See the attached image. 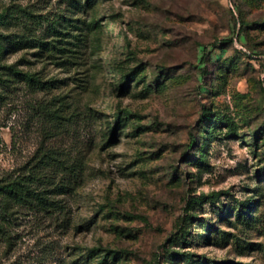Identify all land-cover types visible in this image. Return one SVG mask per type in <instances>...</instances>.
Instances as JSON below:
<instances>
[{
  "label": "rangeland",
  "instance_id": "obj_1",
  "mask_svg": "<svg viewBox=\"0 0 264 264\" xmlns=\"http://www.w3.org/2000/svg\"><path fill=\"white\" fill-rule=\"evenodd\" d=\"M12 182L0 264H264V0H0Z\"/></svg>",
  "mask_w": 264,
  "mask_h": 264
},
{
  "label": "trees",
  "instance_id": "obj_2",
  "mask_svg": "<svg viewBox=\"0 0 264 264\" xmlns=\"http://www.w3.org/2000/svg\"><path fill=\"white\" fill-rule=\"evenodd\" d=\"M209 113L210 112H208V114ZM118 124H119V120L117 119L115 126L110 131V135L107 138V141H112V140H114L116 138L115 129L118 127ZM2 188L6 189V191H8L9 193H14V194L17 193V190H16L17 186L15 185L14 182L7 183L5 185L0 186V189H2ZM221 264H225V261H222Z\"/></svg>",
  "mask_w": 264,
  "mask_h": 264
}]
</instances>
